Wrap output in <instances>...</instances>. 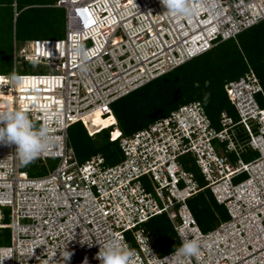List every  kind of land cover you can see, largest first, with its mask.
Wrapping results in <instances>:
<instances>
[{
    "label": "built area",
    "instance_id": "built-area-1",
    "mask_svg": "<svg viewBox=\"0 0 264 264\" xmlns=\"http://www.w3.org/2000/svg\"><path fill=\"white\" fill-rule=\"evenodd\" d=\"M144 1L149 6L57 0L65 9V37L23 46L14 41L15 68L36 62L55 73L0 75V101L10 99L8 109L19 108L34 125H46L52 143L34 159L46 173L35 175L21 169L15 145L0 144V229H10V243L0 244V264H84L85 258L99 264L100 244L111 239L134 253L131 264H264V106L255 96L264 97V88L252 69L225 85L238 121L222 111L217 129L193 100L131 135L112 132L122 152L114 164L101 154L81 160L72 146L73 123L81 121L92 136L104 127L94 122L102 110L101 117H112L108 125H116L113 102L207 50L214 38L225 41L264 21V0H188L201 8L192 32L215 30L198 40L201 47L184 53L177 21L161 14V4L153 6L160 0ZM189 39L182 37L180 45L188 47ZM236 124L249 134L245 144L235 135ZM245 146L259 155L243 160ZM185 155L193 158L203 184L185 167ZM50 159L56 160L52 167ZM207 189L229 218L202 231L187 201ZM160 214L178 238L183 230L201 243L199 259L175 255L179 245L158 252L144 224Z\"/></svg>",
    "mask_w": 264,
    "mask_h": 264
},
{
    "label": "trees",
    "instance_id": "trees-1",
    "mask_svg": "<svg viewBox=\"0 0 264 264\" xmlns=\"http://www.w3.org/2000/svg\"><path fill=\"white\" fill-rule=\"evenodd\" d=\"M55 3L57 0H0V61L9 58L11 53L13 54V38L17 37L19 28L23 31V38L34 36L45 29L55 33L65 31V10L61 7L52 6ZM23 40V42L27 41L26 39ZM250 69L255 72L264 87V21L248 28L236 37L218 42L207 52L113 102L112 108L113 112L115 111L114 114L116 113L118 126L109 125L105 127L112 121V117L106 119L102 117L99 122H95L99 125L97 127H100L101 124L105 127L95 134L103 137L108 145L104 152L95 154L103 155L108 164L116 163L121 159L122 152L119 136L112 139V132L114 136H117L119 131L123 136L131 135L149 123L168 115L180 105L193 100H199L203 104L212 125L217 129L221 128L220 114L222 111H227L234 121H237L239 117L235 106L227 95L225 85L229 81L239 79ZM8 74L11 73L5 75ZM178 96L183 102L170 108L168 104L172 103L174 97ZM261 97L264 99L262 95ZM262 106H264V102ZM140 113L149 116L148 121L143 126L139 124ZM241 127L244 129L243 125L236 124L234 131L235 135L238 136L239 134V137L243 138L247 133ZM84 129L88 137L95 136V134L90 136L87 129L85 127ZM71 143L73 146V142ZM215 143L220 147H224L226 144L219 143L218 140H215ZM75 152L78 156L76 150ZM114 157H116V161H113ZM81 160H85V158ZM183 163L188 170L196 174L199 182L203 184L204 181L193 162V158L185 155ZM38 167L41 169L42 165L38 164ZM187 203L203 231L210 230L220 221L229 218L225 206L219 205L208 189L190 197ZM221 206L224 208L222 207V209ZM203 215L207 217L204 221L201 218ZM152 219L144 224L148 233L149 227L146 224ZM174 236L178 242L175 231ZM171 242L170 240L167 244V247L170 248L166 249H160L155 244L158 252L164 254L176 248L175 243Z\"/></svg>",
    "mask_w": 264,
    "mask_h": 264
},
{
    "label": "clouds",
    "instance_id": "clouds-1",
    "mask_svg": "<svg viewBox=\"0 0 264 264\" xmlns=\"http://www.w3.org/2000/svg\"><path fill=\"white\" fill-rule=\"evenodd\" d=\"M160 3L165 8V11L163 13H167L169 15L189 17L193 14L195 17V15L197 14L195 10L193 9V7L188 3V0H160ZM257 24L258 23L254 24L253 26ZM65 28H66V20H65ZM38 39H45V38H38ZM51 39H57V38H51ZM15 40L16 38L14 37V41ZM31 40L33 39L25 41L21 46H23L24 44L28 43ZM217 42H218L217 38H214V40H212V44L214 45H216ZM17 45L19 46L18 42H17ZM214 45H212L210 48H207V50L203 52L193 55L191 58L187 59L181 64L173 67V69L199 56L200 54L207 52ZM14 50L15 48H14V43H13V55H14ZM24 74H30V73H24ZM79 122L82 123L81 121ZM83 126L85 127L84 124ZM108 126H105V127H108ZM105 127H102V128H105ZM247 138H249V134H247ZM51 143H52V136L50 135L47 126L46 125H41L39 127L35 126L33 121L29 118V116L26 114L25 111L19 108L8 109L7 107H5V109L3 110H0V144L15 145L13 153L15 154V158L17 159L20 166L28 165L37 156H39L44 151L48 150V147ZM255 151L257 152V150ZM6 229H9V228H6ZM178 236H179V238L177 237L178 243L180 244L178 247L176 246L177 248L175 249V255L180 256V257H191V258L199 259L200 253H201V243L197 239L190 238V236L183 230L178 231ZM179 239H180V242H179ZM84 241H86L89 244V246H91L93 243L88 240H83L82 242ZM69 255L70 253L68 252L66 254V259L69 257ZM133 256H134V253L131 250H125L122 246L119 245L118 241H116L115 239H111V240L104 242L103 244H100L99 251L96 253V258L99 260V264H131ZM84 264H88L86 258L84 260Z\"/></svg>",
    "mask_w": 264,
    "mask_h": 264
},
{
    "label": "rangeland",
    "instance_id": "rangeland-1",
    "mask_svg": "<svg viewBox=\"0 0 264 264\" xmlns=\"http://www.w3.org/2000/svg\"><path fill=\"white\" fill-rule=\"evenodd\" d=\"M17 32H18L17 33V42H18L19 46H21L24 43L23 39L30 40V39H36V38L51 39V38H63V37H65V31H63L61 33H55L53 31H47V29H45L44 31H41L40 33H38L34 36L24 37V38L22 37L23 31L21 28H19V30ZM24 33H25V31H24ZM11 41H12V39H11ZM11 51H12V49H11ZM12 60H13V62H12ZM14 72L30 73V74H48V73H55V70H54L53 66L46 65L44 63L27 62V61L26 62L22 61V62L18 63L16 68H15L13 54L11 53V56L9 58L7 57L4 60L0 61V74H7V73H14ZM255 96H256V99L258 100L259 104L263 105L264 99L261 97V94L257 93ZM182 102L183 101H181L179 99V96L174 97L172 103H169L168 106L171 108V107H174L175 105L177 106V104H180ZM9 105H10V99L0 101V109H2V108L5 109V107H9ZM113 107H114V105H113ZM233 114L235 115V112H233ZM115 115H116V113H115ZM101 118H102L101 116L95 117L96 122H99ZM138 118L140 119L139 124L143 126L145 124V122L148 121L149 116H148V114L142 115V113H140ZM35 126L39 127V125H36V124H35ZM69 135L72 139L73 146H74L75 150L77 151L80 159H83V158L86 159V157L89 158L90 155L98 153V152L102 153L108 147V145L105 142V139L103 137H99V135H97V134H95L94 137H88L86 132H85L84 126L80 122L76 123L70 127ZM257 155H258V152H254L250 147H248L246 150L241 151L239 154V156L244 158L245 161H249L250 159L254 158ZM231 157L233 160H235L238 157V155L235 153V154L231 155ZM113 161H116V157L113 158ZM36 162H37L36 160H33L28 165L21 166V169L28 171L30 174H42L43 172L45 173L47 171V169L45 170L46 167L43 166V167H41V169L37 168ZM47 162H48L49 166L52 167L56 163V160L50 159ZM222 207L223 206H221V208ZM201 218L203 221L207 219V217L204 215ZM4 220H5V222L10 221V216H9L8 212H7ZM207 222H209V221H207ZM146 225H147V227H149V233H150L152 240H154V244H156L160 249L170 248V247H167V244H169L168 242H170V240L172 241L171 243H173V242L175 243V247L177 245H179V243L177 242V239L174 236V230L172 228V224L169 221V219L167 218L166 214H163V215L160 214L159 216L158 215L155 216ZM9 242H10V229L0 230V244L7 245V244H9ZM171 243H170V245H171ZM170 245H168V246H170Z\"/></svg>",
    "mask_w": 264,
    "mask_h": 264
},
{
    "label": "bare ground",
    "instance_id": "bare-ground-1",
    "mask_svg": "<svg viewBox=\"0 0 264 264\" xmlns=\"http://www.w3.org/2000/svg\"><path fill=\"white\" fill-rule=\"evenodd\" d=\"M130 3H131V6L133 5L136 7H140V6L144 7V5L149 6L148 4H146V2L144 0H143V2L140 0H139V2L136 0H130ZM158 3H159V5L161 4L160 2H154L155 5H153V6L160 8L159 5L157 6ZM161 9H163V11H161V14H163L164 16L169 15L167 13H163L165 11V8L162 4H161ZM194 10L197 14H200L201 8H199V6L197 5L196 7L194 6ZM169 16L172 17V18H170V21H172V20L177 21V23L174 24L173 26H174L175 31L178 33V36L181 38L177 44H178L181 52H184V53L187 50V48L188 49L193 48L196 50L197 48L201 47V46H199L198 40H202V39L207 38V35H209L212 31L215 30L211 27L205 26L204 28H200L198 30L196 29L194 32H192L194 30V28L196 27V23H197L193 14L189 17L173 16V15H169ZM187 22H188V24H187ZM188 27H191V29H189ZM188 36L191 37V39L187 40V41H190L189 46L188 47H182L180 45V43L182 42L181 41L182 37L187 38ZM164 50L167 51L168 48L166 46H164ZM101 112H102V110H99L98 113L94 116V122H96L95 117L100 116Z\"/></svg>",
    "mask_w": 264,
    "mask_h": 264
},
{
    "label": "crops",
    "instance_id": "crops-1",
    "mask_svg": "<svg viewBox=\"0 0 264 264\" xmlns=\"http://www.w3.org/2000/svg\"><path fill=\"white\" fill-rule=\"evenodd\" d=\"M52 6L58 7V6H56V3H55L54 5H52ZM15 38H16V40H17V37H15ZM13 43H14V40H13ZM241 129H242L243 131H244V130L246 131L245 128L243 129V128L241 127ZM246 133H247V131H246ZM247 134H248V133H247ZM236 137L239 139L240 142H242V143H244V144H245L246 141H247V135L244 136L243 138H240V137H239V134H238V136H237V134H236ZM247 148H248V146H245V147H244L245 150H246ZM241 158H242V157H241ZM242 159L244 160V158H242Z\"/></svg>",
    "mask_w": 264,
    "mask_h": 264
}]
</instances>
